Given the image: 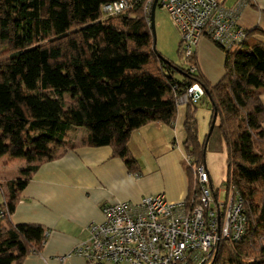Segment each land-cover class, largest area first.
Segmentation results:
<instances>
[{
	"label": "trees",
	"instance_id": "1",
	"mask_svg": "<svg viewBox=\"0 0 264 264\" xmlns=\"http://www.w3.org/2000/svg\"><path fill=\"white\" fill-rule=\"evenodd\" d=\"M115 1L0 0V157L26 160L18 177L0 181V264H23L47 240L44 226L10 220L40 166L80 146L110 147L140 173L128 147L132 133L151 122L173 126L179 99L195 84L204 96L185 105L193 164L186 202L192 205L199 190L196 168L208 152L225 148V186L248 219L246 236L222 242L207 264H264V43L256 37L262 31L246 30L233 50L217 44L226 54L225 75L213 85L196 54L185 56L182 38L184 67L156 50L149 0H127L123 12L105 14L103 6ZM202 101L212 115L203 141L196 116ZM77 128L86 131L79 144L69 140Z\"/></svg>",
	"mask_w": 264,
	"mask_h": 264
},
{
	"label": "crops",
	"instance_id": "2",
	"mask_svg": "<svg viewBox=\"0 0 264 264\" xmlns=\"http://www.w3.org/2000/svg\"><path fill=\"white\" fill-rule=\"evenodd\" d=\"M239 23L249 31L260 29L256 37L264 43V0H251L243 7ZM195 54L202 73L210 83L217 84L225 75L226 54L208 38L200 41ZM187 111V106H179L173 126L151 122L132 133L128 147L138 161V174L131 173L123 160L114 158L110 147L80 146L40 166L10 217L14 225L39 224L48 233L42 250L28 256L23 264H87L72 252L89 238L92 223L104 222L105 203H136L156 194H164L173 204L186 201L193 177L186 160ZM74 132L73 142L79 144L86 131L77 128ZM62 152L60 149L58 153ZM211 153L210 158L206 155L205 165L212 187L220 193V186L227 180L228 155L225 148ZM3 157L26 165L24 158Z\"/></svg>",
	"mask_w": 264,
	"mask_h": 264
},
{
	"label": "built area",
	"instance_id": "3",
	"mask_svg": "<svg viewBox=\"0 0 264 264\" xmlns=\"http://www.w3.org/2000/svg\"><path fill=\"white\" fill-rule=\"evenodd\" d=\"M159 0L181 34L186 57L195 54L202 39L233 50L246 38L239 23L248 0ZM154 0L146 6L151 15ZM130 7L127 0L103 6L107 15ZM204 96L199 84L188 89L179 105L198 103ZM188 165L192 159L186 157ZM198 188L192 205L170 203L164 194L149 195L139 202L118 201L102 206L104 222L88 227L89 238L72 255L87 264H207L224 241H240L248 231L242 200L225 189L226 200L210 181L206 165L196 168Z\"/></svg>",
	"mask_w": 264,
	"mask_h": 264
},
{
	"label": "rangeland",
	"instance_id": "4",
	"mask_svg": "<svg viewBox=\"0 0 264 264\" xmlns=\"http://www.w3.org/2000/svg\"><path fill=\"white\" fill-rule=\"evenodd\" d=\"M234 0L228 1V6L233 4ZM155 34H156V50L160 52L164 57L168 58L176 65L183 66L184 60L180 54V41L181 35L176 26L173 23L170 15L167 11L158 6L155 12ZM214 43V42H213ZM216 47L218 45L214 43ZM185 66V65H184ZM183 66V67H184ZM183 106V105H182ZM210 105L206 102H200L196 113L198 120L199 135L202 139H205L210 130L211 112L209 111ZM85 131V130H84ZM74 130L69 132V140L73 142L75 138ZM211 152L207 153V157L210 158ZM25 167L24 163L19 161L9 162L7 157H0V180L5 182L19 176V172ZM226 186L223 183L220 186V200H226ZM0 202H3V193L0 192Z\"/></svg>",
	"mask_w": 264,
	"mask_h": 264
},
{
	"label": "water",
	"instance_id": "5",
	"mask_svg": "<svg viewBox=\"0 0 264 264\" xmlns=\"http://www.w3.org/2000/svg\"><path fill=\"white\" fill-rule=\"evenodd\" d=\"M158 4H159V0H154L153 5H152V11H151V25H152V29H153L155 43H156V34H155V32H156L155 31V12H156V9L158 7ZM215 123H216V114L214 116V120H213V124H212V127H211L210 134L212 133V131L214 129Z\"/></svg>",
	"mask_w": 264,
	"mask_h": 264
}]
</instances>
